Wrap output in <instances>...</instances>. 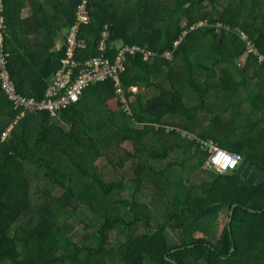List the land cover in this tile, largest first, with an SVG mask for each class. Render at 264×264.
Wrapping results in <instances>:
<instances>
[{
  "label": "trees",
  "instance_id": "obj_1",
  "mask_svg": "<svg viewBox=\"0 0 264 264\" xmlns=\"http://www.w3.org/2000/svg\"><path fill=\"white\" fill-rule=\"evenodd\" d=\"M2 1L8 70L26 97L43 99L83 4L78 61L101 56L106 27L107 57L156 56H127L121 94L112 79L91 84L59 119L27 114L0 142V264H264V184L243 178L249 164L264 175V62L243 63L240 36L264 55V0ZM27 6L35 32L22 28ZM18 114L0 81V133ZM208 141L242 154L239 168L203 169Z\"/></svg>",
  "mask_w": 264,
  "mask_h": 264
},
{
  "label": "built area",
  "instance_id": "obj_2",
  "mask_svg": "<svg viewBox=\"0 0 264 264\" xmlns=\"http://www.w3.org/2000/svg\"><path fill=\"white\" fill-rule=\"evenodd\" d=\"M4 2L0 0V81L1 88L14 108L19 111L16 119L10 127L0 133V142L5 141L10 131L24 119L27 114L48 112L54 119H59V113L77 103L84 94V91L91 85L105 82L112 79L116 92H123L120 76L126 69L125 61L128 55L136 53L144 54L145 59L155 57L156 53L145 51L139 46H125L120 48L114 59L107 57L110 53L107 46L109 32L107 27L104 29L102 38L99 42L101 56L91 57L84 63L76 59L78 50L82 47L78 40L79 30L83 24L90 23V14L86 4L78 7L76 12V22L70 27L63 46H65L64 57L61 60L60 68L55 73L51 84L46 89L43 99L38 100L34 97H26L18 92L15 82L8 70V56L5 49V15ZM221 28L222 25H219ZM194 27H192L193 29ZM240 36L248 44V53L242 59L246 62L250 55L257 57L259 62H264V55L260 53L255 43L245 32H240ZM179 42L175 43V47ZM165 58L172 59L171 52L163 54ZM208 148L209 157L203 164V169L213 173L225 175L236 171L243 162V156L237 152H229L218 146L214 141L204 143Z\"/></svg>",
  "mask_w": 264,
  "mask_h": 264
},
{
  "label": "rangeland",
  "instance_id": "obj_3",
  "mask_svg": "<svg viewBox=\"0 0 264 264\" xmlns=\"http://www.w3.org/2000/svg\"><path fill=\"white\" fill-rule=\"evenodd\" d=\"M225 3H227L226 1L224 2V4ZM135 92H136V90H134ZM152 93H154L153 91H151V94H148V96H146L145 94H144V97H143V101H146L147 100V98H149V97H151L152 96ZM123 104H124V102H125V99H122V101H121ZM109 107L112 109V110H114V109H118V108H120L121 107V103L119 102V97L117 98H114V99H112L111 101H109ZM128 112H131V109L128 107ZM34 127V126H33ZM35 128V127H34ZM185 132V131H184ZM190 135V134H189ZM190 138L191 137H193L192 135H190L189 136ZM130 148H133V146H130ZM127 167L128 168H130L128 171H127V174L129 173V175L131 176L132 175V167H133V165L131 166V163H128L127 164ZM131 191V190H130ZM130 192H129V194H128V191H126L125 193H124V195L126 196V197H129L130 196ZM54 195H57V193H55ZM106 206H108V208H109V210H111V209H113L114 210V208H112L111 207V204H110V202L109 201H106ZM226 221H227V217H223L222 218V220H221V222H220V230L222 229V227L225 225V223H226ZM83 234V230H82V228H80V227H78V228H75L74 230H73V232H72V234H71V236H70V239L72 240V241H74V242H77V240L81 237V235ZM126 239V236L124 235V234H120V233H118V232H112L111 233V235H110V242L112 243V244H114L115 246H117V244H119V241H121V240H125Z\"/></svg>",
  "mask_w": 264,
  "mask_h": 264
},
{
  "label": "crops",
  "instance_id": "obj_4",
  "mask_svg": "<svg viewBox=\"0 0 264 264\" xmlns=\"http://www.w3.org/2000/svg\"><path fill=\"white\" fill-rule=\"evenodd\" d=\"M21 24H22V28H24L26 31L35 32L37 30V24L32 16L29 6H27V8L22 11ZM51 24H55V22H51ZM17 25L18 24H16V26ZM51 28H52L51 32L54 33V31L56 30V25H53ZM62 44H63V37L59 38V40L56 42L54 46L60 48L62 47Z\"/></svg>",
  "mask_w": 264,
  "mask_h": 264
},
{
  "label": "water",
  "instance_id": "obj_5",
  "mask_svg": "<svg viewBox=\"0 0 264 264\" xmlns=\"http://www.w3.org/2000/svg\"><path fill=\"white\" fill-rule=\"evenodd\" d=\"M243 178L247 181L248 185H263L264 184V175L262 171L255 167L254 164H249L243 172ZM237 205L233 206L230 215L233 214V209L236 208ZM231 218L229 219V221Z\"/></svg>",
  "mask_w": 264,
  "mask_h": 264
}]
</instances>
